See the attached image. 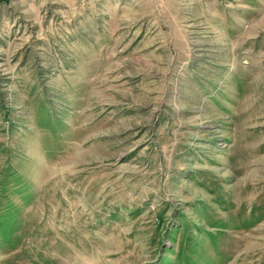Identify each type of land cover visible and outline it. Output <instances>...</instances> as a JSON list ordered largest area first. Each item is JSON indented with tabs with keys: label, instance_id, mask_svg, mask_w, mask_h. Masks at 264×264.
<instances>
[{
	"label": "rangeland",
	"instance_id": "rangeland-1",
	"mask_svg": "<svg viewBox=\"0 0 264 264\" xmlns=\"http://www.w3.org/2000/svg\"><path fill=\"white\" fill-rule=\"evenodd\" d=\"M0 264H264V0H0Z\"/></svg>",
	"mask_w": 264,
	"mask_h": 264
}]
</instances>
